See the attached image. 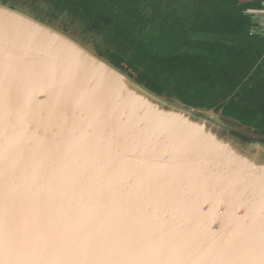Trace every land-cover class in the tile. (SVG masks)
Returning a JSON list of instances; mask_svg holds the SVG:
<instances>
[{
  "label": "water",
  "instance_id": "95a60500",
  "mask_svg": "<svg viewBox=\"0 0 264 264\" xmlns=\"http://www.w3.org/2000/svg\"><path fill=\"white\" fill-rule=\"evenodd\" d=\"M9 2L0 0V104L20 107V116L14 119L21 122L23 117L24 127L18 131L20 135L14 134L17 132L13 128L6 130L14 134V140H20L18 149L26 144L43 151L50 139L52 148L45 147L38 155L44 159L49 152H60L64 156L63 162L54 155L65 171L59 189L62 204L69 208L62 218L74 228L81 224L84 230L76 236L47 234V227L56 226V217L39 203L40 193L33 198L26 196L24 209L10 204L13 200H4L5 190L0 196V211L6 219H0L15 221L16 228L0 245V264H71L77 257L90 264H106L100 256L94 258L92 250L99 247L107 255L115 253L125 261L129 245L135 250L155 252L153 241L165 246L161 241L165 237L153 240L149 234L138 240L129 224L132 218L144 221L151 217V194L159 196L166 205L163 208H167L166 198L182 190L185 196L191 192L208 196L214 183L222 180L230 186L238 176H252L253 180L247 182L256 186L264 178V134L222 109L195 107L152 91L99 51L92 53L70 35ZM40 134L49 139L39 143ZM3 147V161L12 163L15 155H4L16 148L9 140ZM54 148L57 152L52 151ZM207 174L210 176L203 180ZM189 178H195V183H188ZM240 184L244 196L246 182ZM37 190L31 185L28 194ZM101 190L107 193L89 198ZM95 205L98 210L92 207ZM120 213L128 216L117 222L111 220ZM75 215L80 221L69 220ZM47 220L49 226L39 225ZM26 222L31 227L24 229ZM176 226L181 234L176 242L186 239L205 264L206 258L201 255L206 254H201L194 243L201 238L192 236L191 225ZM214 238L208 242L213 244ZM72 244L78 247H70ZM64 247L70 254L79 251L76 259L58 261ZM215 250L210 247V254ZM171 253L179 254L175 250ZM146 264L168 263L165 257H152ZM174 264H183V259L177 258Z\"/></svg>",
  "mask_w": 264,
  "mask_h": 264
},
{
  "label": "trees",
  "instance_id": "16d2710c",
  "mask_svg": "<svg viewBox=\"0 0 264 264\" xmlns=\"http://www.w3.org/2000/svg\"><path fill=\"white\" fill-rule=\"evenodd\" d=\"M8 1V0H4ZM79 22L100 54L159 94L264 134V36L253 0H26Z\"/></svg>",
  "mask_w": 264,
  "mask_h": 264
},
{
  "label": "bare ground",
  "instance_id": "6f19581e",
  "mask_svg": "<svg viewBox=\"0 0 264 264\" xmlns=\"http://www.w3.org/2000/svg\"><path fill=\"white\" fill-rule=\"evenodd\" d=\"M3 111L4 114H2ZM20 111L21 109L18 106L0 104V121H3L0 122V145L2 144V146H0V196L5 194V190H8V195L6 194L4 200H13L14 202L10 204L16 207L22 206V208L26 209L27 206L23 204V201L27 199L26 196L33 198L36 194L40 193L38 201L42 206L46 207V209H49L50 213H54L56 217L54 224L56 226H49L51 222L48 220L45 222L41 221L39 225L49 226L45 229V231L47 230V234L58 232L59 235L76 236L82 233L81 230H84V227L76 222L77 224L74 228L70 221L64 222L62 218V214L69 208V206L65 207L62 204L61 191L59 189L60 179H64L65 176V171L60 165L61 161L64 162V156L62 157V154L57 152L56 148H54L52 151L57 152V155L49 152L47 154L48 156L44 159L40 157L38 153L43 152L46 149L45 147L52 148L50 139L41 134L39 143L43 141V138L49 139L44 145L43 151H39L26 144L20 145L18 149L20 140H14L13 138L14 134H21L18 133V131L23 130L24 118H21V122L14 118L20 116ZM7 120H11V123ZM8 128H13V132L17 133H7L6 129ZM33 133H37V131L34 130ZM6 140H9L10 144L18 151L8 150L9 152L4 155L5 157L8 154H14L15 156L12 163H6L3 161L4 158H2L4 154L3 146ZM28 146L30 147V151L28 150ZM33 149L34 152H32ZM54 155L58 156L61 160L59 163ZM73 155L75 158H79L78 155ZM247 170L249 171V169ZM136 171L140 173L143 170ZM214 174L215 173H212L211 176ZM208 176L210 175L207 174L203 176V180ZM221 177H223V175L216 178V180ZM194 179L195 178H189L187 181L188 183H195ZM252 180V176H247L246 178L238 176L233 182L235 186H229L223 180L216 182L208 196H198V193L194 192L185 196L182 190L181 194L176 193L166 198L168 199L167 208H163L166 205H164V202H162L159 196L151 194L152 206L149 211L151 217H148V219L144 221L132 218L129 224H132L131 231L138 240L149 234H151L153 240L154 238L158 239L164 236L165 238L161 241L165 243V246L160 247L154 240L153 245L155 244L157 246L153 247L157 250L155 252H150L135 250L129 245L127 247L129 257L124 255V257L128 259L127 261L119 258L115 253L107 255L103 248L99 247L96 250H92L95 252L94 258L100 256L106 264L111 262L112 264H146L152 257H165L168 264H174L177 258H182L183 264H201L199 260L200 254H196V251L186 239L183 238L181 242H176L181 235L177 231L179 227L176 225L187 224L191 225V228L194 229L192 236L201 238L194 243H196L195 246L202 250L201 254H206V256L201 255L202 258H206V261H204L205 264H225L226 262L224 260H234L236 261L234 264H264V178H261V180L258 181L259 184H256V186L247 182ZM240 181L246 182L244 186L246 188L244 196V189ZM6 182L11 183L13 187L7 185ZM72 184L75 186V183ZM31 185L37 186L38 190L35 193L32 192V195H29L28 190ZM69 185L67 190H70ZM153 186L154 190L158 191L159 188H157L156 185ZM121 189L124 191L122 186ZM150 192L151 191H148V193ZM106 193L107 192L104 190H101L99 194L89 195V198L95 199ZM194 195L195 197H193ZM92 207L98 210L97 205ZM91 213H94V211ZM166 215L169 216L168 219L165 218ZM0 216H4L2 211H0ZM127 216L128 215L125 213H120L115 218H111V220L113 219L112 221L117 222V220L126 219ZM73 218L78 219V216H72L69 220ZM5 219L6 217L4 216L3 220ZM59 219H61L62 222ZM78 221L80 220L78 219ZM15 225V221L5 222L0 219V245H3L6 239L12 235L16 228ZM29 226L31 227L30 223L26 222L22 227L27 229ZM19 233L20 231H18L17 234ZM221 233H226V235H221ZM213 236H215L213 244H210L208 241L210 238H213ZM36 237L41 238L40 235H36ZM212 246L216 250L211 255L209 248ZM70 247L77 248L78 245L72 244ZM90 247L91 245L87 246L86 249ZM162 247L169 248L166 250L162 249ZM66 249L67 247L62 248L57 257V260H61L60 262L62 263L69 262L72 258L76 259L79 253V251L75 250L76 252L74 251L73 254H70L66 252ZM173 250L179 254L171 253ZM32 263L31 261L23 262V264ZM8 264L12 263L10 262ZM13 264H16V262ZM20 264L22 263L20 262ZM71 264L90 263L82 257H77Z\"/></svg>",
  "mask_w": 264,
  "mask_h": 264
},
{
  "label": "rangeland",
  "instance_id": "374dc122",
  "mask_svg": "<svg viewBox=\"0 0 264 264\" xmlns=\"http://www.w3.org/2000/svg\"><path fill=\"white\" fill-rule=\"evenodd\" d=\"M10 1L8 5L12 4L20 11L40 20L43 23L48 24L49 26L64 32L74 38L78 43L84 46L86 49L96 54L97 51L102 50V41L99 37H93L91 35L84 34L82 31V26L79 22H73L65 14L57 15L52 12L50 6L43 3L31 4L26 0H8ZM97 50V51H96ZM129 75L131 72L126 71ZM131 75V74H130ZM135 78V75H131ZM212 117V113H208Z\"/></svg>",
  "mask_w": 264,
  "mask_h": 264
},
{
  "label": "crops",
  "instance_id": "0c3cea01",
  "mask_svg": "<svg viewBox=\"0 0 264 264\" xmlns=\"http://www.w3.org/2000/svg\"><path fill=\"white\" fill-rule=\"evenodd\" d=\"M258 7L249 10L253 23L252 32L264 36V0H253Z\"/></svg>",
  "mask_w": 264,
  "mask_h": 264
}]
</instances>
